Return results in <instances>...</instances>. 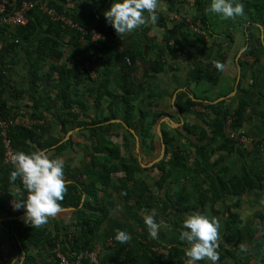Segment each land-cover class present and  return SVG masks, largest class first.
Here are the masks:
<instances>
[{"label":"crops","instance_id":"crops-1","mask_svg":"<svg viewBox=\"0 0 264 264\" xmlns=\"http://www.w3.org/2000/svg\"><path fill=\"white\" fill-rule=\"evenodd\" d=\"M74 1L69 5L72 6ZM78 2L83 6L89 4L92 7L94 5L96 6L94 9L100 7L97 0H78ZM111 2L112 0H107L106 10L110 7ZM194 4L195 0H158V7L155 10L157 13L156 22L152 23L149 19L133 32L121 35V38H125L127 43L120 44L115 48L119 51L135 49L139 43L143 60L147 64L144 65L140 61H136V69L132 74L134 83H139L142 80L144 69L151 67L158 52L163 50L162 70L151 74L143 82L145 91L133 102V105L139 108L141 113H139L137 121L129 127L134 131L139 141L138 131L141 123L143 121L151 122L156 115H162L149 131V148L146 151H141L139 146L137 154L135 151L136 139L123 125L135 139L133 150H131L137 155L139 163L135 179L142 181L148 188V194L143 196L141 205L136 207L135 213L143 219L144 215L154 209L155 219L158 222L163 220L167 225V227H161L157 238L154 239L156 243L160 244L159 247L163 252L160 255L161 260H158L157 264H175L173 257L176 249L185 250L187 247L185 242L179 239L182 221L187 214L200 212H205L206 216L214 219L219 226L218 240L216 241L218 254L220 255L225 250L235 254V261L227 256L222 261L217 260L215 264H264V51H260L256 42L260 40V44L264 48V28L259 25L256 29L254 26L251 28L252 35L248 38L240 24L242 18L237 16L233 19L235 21L221 23V29L217 31L212 29L213 22H211L209 34L203 28L200 20L194 21L196 18ZM209 14L211 15V13ZM147 15L145 12V16ZM187 19L198 24L206 35L203 36L190 30L185 22ZM173 25H181L177 28L181 46L176 57L172 56L169 49L166 48V43L170 48L173 45L168 32ZM97 35L93 34L92 38H104L100 33ZM185 36L188 38L203 37L206 45L199 49L188 47ZM70 52L71 54L76 53L71 49ZM83 52H86L85 47L77 55L85 56ZM6 61L9 62V58H6ZM51 63L52 61H47L44 71L48 70ZM216 63L223 67L217 69ZM12 65L4 66L5 77L0 79V91L1 98L9 109L8 115L14 122L13 126L20 125L26 128L36 125L49 126V134L59 139V143L71 140V144L68 145L62 156H59L64 163L69 164L70 172L68 175H64L66 184L72 182L70 176H77L83 183H87L88 178L84 171L91 165L94 157L93 142L90 139L88 128L83 125L72 128L66 134L62 133L57 120L61 113V102H53L54 83L57 76L54 74V80L38 83L35 87L23 49H19V55ZM204 71L217 79L215 84L200 79ZM96 76V72L91 70L90 77L93 79ZM206 83L211 87L204 88ZM87 84L88 81L84 79L80 86V94L86 104L87 118L80 114L77 120L83 121V123L103 119L110 113L107 109L109 99L102 98L99 105H95L93 98L88 95ZM187 100L203 104L225 101L224 106L229 108L228 115H234V132L244 134L251 142L239 143L225 135V119L228 115L223 122L221 137L209 142L216 129L215 115L209 108H203L197 104L189 105ZM240 101H243L245 105L240 122L236 125L235 108ZM124 107L125 105L121 103L120 99H117L112 112L118 117L105 122V124H120ZM77 111L70 110L64 115V118L72 119L73 112L76 114ZM39 115L44 118L38 119ZM187 127L188 129L192 128V133L186 130ZM158 130L160 134L161 130H164L171 136L178 137L173 147L178 145L183 150V158L186 163V167L179 168L173 174V180L160 190L156 186V181L159 179L157 169H151L155 163L165 157V148L161 157L162 143ZM112 131L113 135L109 139L112 143L119 145L121 154L125 155L123 139L121 136H116L120 134V130L113 129ZM224 139L234 142L233 149H231V145L226 146L229 151L221 148ZM204 145H207L210 153L205 164H201L198 160L196 161L195 146ZM164 147H166L165 144ZM43 151L48 154L49 158H55L53 149ZM169 155L171 153L165 157V160H168ZM121 175V173L111 175L114 187L110 186L105 192L99 189L97 195L99 198L110 195L113 206L109 209V215L112 218L117 217L126 221L132 227L134 225L133 219L130 218L132 214L127 215L124 211L121 205L122 200L115 187L117 178ZM246 176L251 177L256 182V186L240 196H232L219 189L221 198L214 204L208 202L203 207L197 206L188 212H180L171 205L170 197L183 183L191 192L193 189L205 190L211 182H215L217 186L215 185L214 188L217 190L220 187V180L227 182L233 178L241 179ZM193 179L196 181V186L192 185ZM9 190L11 197L8 205L11 211H22V214L18 216L0 214V264H25L24 256H19L14 251V243L8 230L11 220L24 219L23 208L17 210L13 207V202L23 199L24 195L16 187L12 186ZM195 195L196 192L193 196ZM83 202L84 195L81 206ZM132 204L133 202L130 205ZM212 208L218 213L212 215ZM63 209L70 210L57 212L49 220L50 227L52 222H59L60 227L65 228L58 233L59 240L62 241L67 234H71L75 229L72 225L75 209L71 207ZM83 211L89 212L88 209H83ZM230 213L237 215L235 228L244 236V241L238 246L227 243L225 240L226 225ZM126 217L128 218L125 219ZM137 229L140 232V229ZM106 232V223H103L99 228V242L95 246L101 252L100 258L104 260L101 262L102 264H121L119 256L112 255L113 260L109 257L117 248L118 241L114 239L115 236L105 238ZM250 235H252L251 238ZM108 240H111V245H107ZM161 261L163 262L161 263ZM196 264H211V262L205 258L197 261Z\"/></svg>","mask_w":264,"mask_h":264},{"label":"trees","instance_id":"trees-1","mask_svg":"<svg viewBox=\"0 0 264 264\" xmlns=\"http://www.w3.org/2000/svg\"><path fill=\"white\" fill-rule=\"evenodd\" d=\"M23 1L36 0H10L8 7L16 8ZM40 4H45L49 9L65 19H68L71 24L65 25L61 21L54 20L47 14L39 11L38 6L32 8L27 13V23L23 26H1L0 41L3 42V47L0 50V79L5 77L4 66H13L14 60L19 55V49L24 50L26 60L29 64L32 82L36 84L54 80V74L57 79L54 83V101L61 102V113L58 115V124L61 126V131L66 134L74 127L81 125L88 128L90 139L93 142L94 157L91 165L84 171L88 178L87 183H83L79 177L70 176L72 182L66 184L67 191L63 194V199L59 201L61 209L74 208L73 223L75 227L71 234H67L65 239L59 240L58 233L64 230L60 227L59 222H52L49 225V217L47 223L42 226L35 227L26 224L23 220H11L9 222V233L13 240L14 251L19 256H24L25 264H58L57 262V245L59 244L60 252L70 261H74L76 256L85 252L96 250V244L99 242V228L103 223H106L107 232L104 237L115 236L116 230H123L130 235L127 242H117L115 248L109 255L111 260L113 256H119L121 264H157L161 260L160 255H156L151 247L160 244L148 235L146 225L141 217L135 213L143 200V196L148 194L147 186L137 179L135 174L139 167L137 155L133 153V143L135 141L133 135L126 130L123 125L131 127L138 119L141 110L133 105V102L145 91L143 82L150 77L151 74L162 70L163 63L161 62L163 50H160L156 55L155 61L151 67L144 69L142 80L139 83H134L132 74L136 69V61H140L144 65L147 64L143 60L142 52L139 43L135 49H125L119 51L116 46L127 43L125 38L119 37L115 30L106 23L103 16L107 8V0H97L100 7L95 8V13L98 18H95L93 13L94 7L89 4L81 5L78 0H38ZM72 3V6L69 3ZM244 4V15L241 16V26L245 30L244 33L251 37V28L260 25L264 28V0H241ZM211 0H195V20H200L203 28L210 34L211 22L226 23L235 21L233 18L223 19L218 14L209 15L210 12L206 8L210 5ZM239 22V21H237ZM181 26V25H179ZM178 25H173L168 30L170 40L173 41L172 47L169 49L172 56L176 57L181 46V41L178 37ZM100 33L103 39H93V33ZM185 42L188 47L199 49L206 45L203 37L185 36ZM260 51H264L260 40L256 41ZM261 45V46H260ZM86 48L85 56L79 54L82 49ZM71 50H75V54H71ZM18 53V54H17ZM9 58V62L6 61ZM256 60V56H255ZM47 61H52L47 71H44ZM12 63V64H11ZM91 70L96 72V78H91ZM84 79L88 81V95L93 98V103L99 105L102 98H108L109 103L107 109L110 111L109 116L103 119L90 120L87 123L78 121L80 114L86 116V104L80 94V86ZM200 79L211 84H215L217 79L208 73L202 72ZM97 80V81H96ZM185 96V94H183ZM117 99L125 105L123 108V117L121 123H109L111 119H117L112 108ZM189 105H199L203 108H209L215 115L216 129L213 132L210 141L221 137L223 132L224 119L229 113V108L224 106L225 101H219L213 104H203L201 102H192L187 100ZM244 102L240 101L235 108V123L240 122ZM70 110H78L76 114L73 112L72 119L64 118V115ZM9 109L1 98L0 91V114L4 120L11 119L8 115ZM162 115H156L151 122L143 121L138 131L140 150L146 151L149 148L148 136L149 131L156 125ZM42 115L38 119H43ZM113 129L120 130L123 139V149L125 155L121 154L120 146L114 144L109 139L113 135ZM192 133L191 129H186ZM163 143L165 144V157L169 155L168 160L165 157L155 163L151 169L156 168L159 179L156 181L157 189L160 190L173 180V174L179 168H185L184 152L174 142L177 141L176 135H170L164 130H161ZM8 137L10 139L14 152L23 151L32 153L40 150H54L53 157L62 156L63 152L71 144V140L59 143L60 140L49 134V126H32L26 128L20 125L11 126L8 129ZM132 145V146H131ZM231 145L233 149L234 142L224 139L221 148L229 151L226 147ZM196 161L205 164L208 160L210 151L207 145L195 146ZM142 153V152H141ZM13 165L3 163V149L0 140V214L8 216H18L22 211L12 212L8 201L11 197L10 188L16 187L24 196L26 190L23 189L19 177L12 181L10 172L13 170ZM69 164L64 163V175L69 174ZM121 173L117 178L116 191L119 198L122 200V207L127 215L132 214L134 225L130 227L126 221L117 217L112 218L109 215L113 206L112 197L109 195L104 198H99L97 192L102 189L104 192L113 186L111 175ZM196 181L193 179L192 185ZM215 182H211L205 190L189 191L186 184L183 183L172 197H170L171 205L176 207L180 212H188L195 209L197 206L203 207L206 203L214 204L221 198L220 190L232 196H240L241 194L252 190L256 186V182L249 176L238 179L233 178L224 182L220 180V187L215 190ZM196 186V185H195ZM114 187V186H113ZM196 195L193 196V194ZM3 193V194H2ZM84 195V202L81 206V201ZM195 198H193V197ZM133 202V206L130 205ZM194 204V205H193ZM83 209H88L85 213ZM24 212V211H23ZM212 208V215L217 214ZM206 216L205 212H200ZM210 215V216H212ZM208 216V215H207ZM213 217V216H212ZM126 217L125 219H127ZM237 220L236 214H229L225 240L238 246L244 241L242 233L235 228ZM140 232H138V229ZM252 235H250V238ZM113 255V256H112ZM112 256V257H111ZM235 259V254L232 251L225 250L219 255L218 260L222 261L225 257ZM107 257V256H106ZM108 257V258H109ZM183 249H176L173 261L175 264H184L187 261ZM101 261L104 260L101 258ZM235 261V260H234ZM163 261H161L162 263ZM82 264H89L86 260Z\"/></svg>","mask_w":264,"mask_h":264},{"label":"clouds","instance_id":"clouds-1","mask_svg":"<svg viewBox=\"0 0 264 264\" xmlns=\"http://www.w3.org/2000/svg\"><path fill=\"white\" fill-rule=\"evenodd\" d=\"M157 7L158 0H112L103 16L106 23L120 37L138 29L149 19L155 23ZM206 11L218 14L223 19H234L244 15V4L241 0H211ZM215 67L221 69L223 66L216 63ZM12 161L14 167L10 172V179L15 181L19 177L23 189L26 190L24 198L13 202V207L17 210L23 208L26 224L42 226L47 223L49 217L61 210L59 201L67 191L64 161L60 157L49 158L42 150L32 153L17 151L13 154ZM155 216L154 209L143 216L148 235L153 239L157 238L161 227H167L163 220L158 222ZM218 227L214 219L203 214L192 213L185 216L179 239L187 245L184 250L188 258L186 264H196L205 258L215 264L219 258L216 251ZM114 239L124 243L130 239V235L117 229Z\"/></svg>","mask_w":264,"mask_h":264},{"label":"built area","instance_id":"built-area-1","mask_svg":"<svg viewBox=\"0 0 264 264\" xmlns=\"http://www.w3.org/2000/svg\"><path fill=\"white\" fill-rule=\"evenodd\" d=\"M10 4V0H0V27L1 26H23L27 23V13L34 7L38 6L40 12L47 14L54 20L61 21L65 25H70L71 22L64 17H61L55 13L52 9H49L45 4H40L38 0L36 1H23L20 6L16 8H10L8 5ZM93 13H95V9H92ZM95 18L97 19L98 16L95 13ZM186 24L188 25L189 29L195 33L201 34L203 36L206 35L205 31L196 23L193 22L191 19H187ZM97 35L98 33H93ZM98 36V35H97ZM99 37V36H98ZM3 47V42L0 41V50ZM234 124V115L229 114L225 119V135L236 142L239 143H250L251 140L245 136L244 134H237L233 130ZM14 125L12 119L4 120L0 114V140L3 149V163L13 165L12 156L15 153L10 139L8 137V129ZM14 166V165H13ZM111 240L107 241V245H111ZM59 245H57V262L58 264H80L83 260H86L89 264H102L100 258V250H91L85 251L78 256H76L74 261H70L65 257L59 250ZM151 250L156 255L163 254L161 248L157 245L151 247Z\"/></svg>","mask_w":264,"mask_h":264},{"label":"water","instance_id":"water-1","mask_svg":"<svg viewBox=\"0 0 264 264\" xmlns=\"http://www.w3.org/2000/svg\"><path fill=\"white\" fill-rule=\"evenodd\" d=\"M124 127L126 128V129H128L133 135H134V137H135V139H136V143H135V151H136V153L138 154L139 153V141H138V138H137V136H136V134L134 133V131L131 129V128H129L128 126H126V125H124ZM158 133H159V135H160V139H161V143H162V149H161V157L163 156V154H164V143H163V140H162V137H161V134H160V131L158 130ZM139 157V156H138ZM139 159V161H140V158H138ZM64 210H70V209H61L59 212H61V211H64Z\"/></svg>","mask_w":264,"mask_h":264},{"label":"rangeland","instance_id":"rangeland-1","mask_svg":"<svg viewBox=\"0 0 264 264\" xmlns=\"http://www.w3.org/2000/svg\"><path fill=\"white\" fill-rule=\"evenodd\" d=\"M210 15V14H209ZM213 14L211 13V15L210 16H212ZM220 17V16H219ZM221 26H222V24H221V22H216V23H214L213 22V24H212V29L213 30H215V31H217V30H219V29H221ZM204 85H206V86H203L204 88H208V87H211L208 83H206V84H204ZM6 263V262H5Z\"/></svg>","mask_w":264,"mask_h":264}]
</instances>
